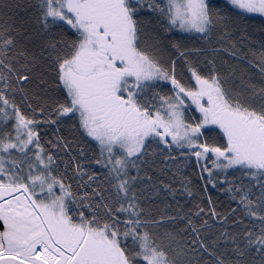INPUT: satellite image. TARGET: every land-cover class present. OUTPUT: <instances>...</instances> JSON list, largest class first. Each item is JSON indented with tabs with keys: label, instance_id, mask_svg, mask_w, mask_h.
Wrapping results in <instances>:
<instances>
[{
	"label": "snow or ice",
	"instance_id": "snow-or-ice-1",
	"mask_svg": "<svg viewBox=\"0 0 264 264\" xmlns=\"http://www.w3.org/2000/svg\"><path fill=\"white\" fill-rule=\"evenodd\" d=\"M28 7L0 24V264H264V0Z\"/></svg>",
	"mask_w": 264,
	"mask_h": 264
},
{
	"label": "trees",
	"instance_id": "trees-1",
	"mask_svg": "<svg viewBox=\"0 0 264 264\" xmlns=\"http://www.w3.org/2000/svg\"><path fill=\"white\" fill-rule=\"evenodd\" d=\"M30 0H3V4L6 6H0V24H4L6 26H11L13 29H21L27 28L28 30H32L35 28L33 23V10L28 7ZM218 4H222L223 0H216ZM244 25L247 27L248 32L250 33L251 41H259L260 39L264 38V17L259 16H248L245 21ZM182 34H177V38ZM190 47H200L203 45V41H193L191 39L188 40ZM258 48V44L251 45ZM191 59L194 62H199L204 60L203 55H193ZM225 60L229 58L227 56L224 57ZM230 63H234V61H230ZM182 65L178 64V72L181 70ZM225 73H227V67L224 69ZM185 76L187 73L185 72ZM49 81L53 79V77H48ZM252 82L259 84V78L256 75H252ZM237 83H239L237 81ZM50 91H54V88ZM167 91V89H165ZM63 135L68 136L69 132L67 127H63L61 129ZM41 135L44 137L45 140L53 139L55 136V129L51 127H43L41 129ZM75 154V153H74ZM91 155V153H89ZM61 156H64L61 153ZM64 159L67 160V156H64ZM184 176L189 177L192 180V190L194 195L192 197H188L187 195H183L178 193L173 199L171 196L167 197V203L171 204L173 207L168 209L170 214H175L174 208L179 206L184 212H188L190 209H193L194 204L200 203L201 196L203 195L199 188H200V181L196 175V168L189 167L185 168L183 172ZM174 187L179 188V181L174 185ZM209 194L212 196L213 200L216 203L218 210L224 211L230 207H234L235 205L229 200L228 194L219 191V190H212L210 189ZM164 201V194H162L159 201H155V203H160L161 207L163 206ZM206 206V205H204ZM161 232L163 229L160 230Z\"/></svg>",
	"mask_w": 264,
	"mask_h": 264
}]
</instances>
